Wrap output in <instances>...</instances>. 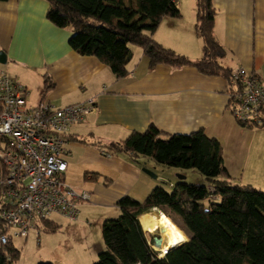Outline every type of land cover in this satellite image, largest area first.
<instances>
[{"label": "crops", "instance_id": "obj_1", "mask_svg": "<svg viewBox=\"0 0 264 264\" xmlns=\"http://www.w3.org/2000/svg\"><path fill=\"white\" fill-rule=\"evenodd\" d=\"M175 4L181 17H164L152 38L162 47L198 61L203 55V41L195 30V0H175ZM212 4L215 38L225 51L219 65L231 73L239 68L257 71L264 83V0H212ZM48 8L44 0L0 2V52L6 56L0 71L26 88L30 106L46 100L62 108L92 98L97 112L70 127L63 154L68 165L65 182L77 192H86L88 200L77 201L75 221L55 215L60 221H49L59 226L58 231L43 232V236L65 228L60 245L94 255V250L103 248V221L121 214L117 206L120 199L128 196L141 202L155 187H164L160 177L142 171L154 172L160 165L108 147L131 132H144L150 125L165 136L202 130L222 147L223 164L234 184L264 191L260 181L264 178V127L237 123L229 111L226 78L206 76L193 67L158 65L150 69L142 51L132 48L127 76L116 78L98 59L78 55L69 47L71 30L47 21ZM8 63L12 71L5 68ZM43 76L53 87L41 99ZM174 170L180 181L189 171ZM175 184L170 182L164 188L171 190ZM196 185L207 183L201 177ZM151 213L167 217L158 208L144 214ZM142 215L138 217L140 225ZM178 228L188 241L190 235ZM143 232L146 237L153 233Z\"/></svg>", "mask_w": 264, "mask_h": 264}, {"label": "trees", "instance_id": "obj_2", "mask_svg": "<svg viewBox=\"0 0 264 264\" xmlns=\"http://www.w3.org/2000/svg\"><path fill=\"white\" fill-rule=\"evenodd\" d=\"M44 1L49 5L47 21L71 30L69 47L78 55L98 59L116 78L128 74L131 46L147 57L150 69L166 65L175 69L193 67L206 76L228 79L231 75L219 65L225 51L215 38L212 0H195V30L203 41V55L198 61L166 49L152 38L164 17H181L175 0ZM52 87L43 76L41 99ZM108 147L163 167L197 171L207 185L179 182L171 190L155 187L141 202L128 196L120 199V216L101 225L104 250L93 264H264V192L233 183L216 139L202 130L165 136L150 125L144 132H131ZM153 208L162 210L190 235L163 258L153 251L155 241L147 239L138 221ZM39 227L47 233L59 229L48 220L39 222ZM19 256L12 241L0 246V264H14Z\"/></svg>", "mask_w": 264, "mask_h": 264}, {"label": "built area", "instance_id": "obj_3", "mask_svg": "<svg viewBox=\"0 0 264 264\" xmlns=\"http://www.w3.org/2000/svg\"><path fill=\"white\" fill-rule=\"evenodd\" d=\"M27 96L23 85L0 71V246L26 239L51 215L75 221L77 201L88 200L65 182L63 154L68 130L97 112L95 100L57 108L46 100L30 106ZM227 96L237 123L264 127V83L257 71L232 72Z\"/></svg>", "mask_w": 264, "mask_h": 264}, {"label": "rangeland", "instance_id": "obj_4", "mask_svg": "<svg viewBox=\"0 0 264 264\" xmlns=\"http://www.w3.org/2000/svg\"><path fill=\"white\" fill-rule=\"evenodd\" d=\"M130 48L139 50V48L135 46H132ZM5 68H8L10 69V71H12L11 70L12 64L8 63ZM32 89H29L31 95L34 94ZM157 167L159 168H157L156 171L154 172L152 171V173L154 175H157L158 178L159 177L161 178L159 183L164 187H168L170 182H172L173 184L184 182L186 184L196 185L199 184L202 177L197 171L189 170L187 171V175H185V179L183 181H180L178 180L177 174L174 172L175 168L163 167V166H157ZM260 181H263L264 183V178H261ZM49 218L53 220L57 219L58 221H60L59 217L55 215H51ZM171 221L175 223L172 219ZM43 232L44 231L42 230V228L35 230V232L31 231L28 235V238L26 239L27 240L26 242H25V238L12 240L13 246L16 249H18V251L20 252L19 259L14 264H38L40 262H51L53 264H93L98 259L97 252H101L94 250L92 252V254L94 255H91L90 251L86 252L88 254L83 255L78 253V251L73 249V247L66 249L65 243L63 245H60L61 241L63 240V236L66 234L65 228H63V230L57 234H49V237L43 236L42 234ZM36 233L38 235H42L41 237L42 243H40L38 237H36ZM147 237H148L147 239L149 240L151 238L154 239L155 243L154 245L151 246V248L153 249V251H156V254L158 256V254H160L159 252L160 247L162 246L163 243L159 248L154 246H157V242L161 239L160 231L156 230L151 234H147ZM102 250H104V244Z\"/></svg>", "mask_w": 264, "mask_h": 264}, {"label": "bare ground", "instance_id": "obj_5", "mask_svg": "<svg viewBox=\"0 0 264 264\" xmlns=\"http://www.w3.org/2000/svg\"><path fill=\"white\" fill-rule=\"evenodd\" d=\"M140 223L144 231H160V245L154 246L159 248L163 243L159 250V258H163L171 248H175L186 241L180 231L164 215L144 214L140 217Z\"/></svg>", "mask_w": 264, "mask_h": 264}, {"label": "water", "instance_id": "obj_6", "mask_svg": "<svg viewBox=\"0 0 264 264\" xmlns=\"http://www.w3.org/2000/svg\"><path fill=\"white\" fill-rule=\"evenodd\" d=\"M6 63V56H5V54L3 53V52H0V64H5ZM142 171L145 173V174H147V175H149L150 177H153V178H155V175L151 172V171H149L148 169H142ZM181 179H184V176H181L180 177ZM158 245H160V240L157 242V246ZM172 249V248H171ZM155 250V249H154Z\"/></svg>", "mask_w": 264, "mask_h": 264}]
</instances>
